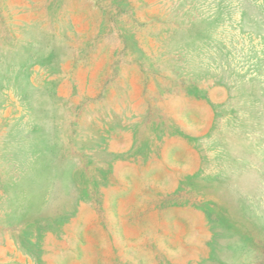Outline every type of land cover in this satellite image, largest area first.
Instances as JSON below:
<instances>
[{
	"label": "rangeland",
	"instance_id": "obj_1",
	"mask_svg": "<svg viewBox=\"0 0 264 264\" xmlns=\"http://www.w3.org/2000/svg\"><path fill=\"white\" fill-rule=\"evenodd\" d=\"M0 264H264V0H0Z\"/></svg>",
	"mask_w": 264,
	"mask_h": 264
}]
</instances>
